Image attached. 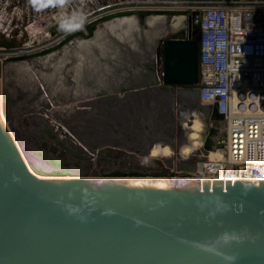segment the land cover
I'll use <instances>...</instances> for the list:
<instances>
[{
	"label": "water",
	"instance_id": "water-1",
	"mask_svg": "<svg viewBox=\"0 0 264 264\" xmlns=\"http://www.w3.org/2000/svg\"><path fill=\"white\" fill-rule=\"evenodd\" d=\"M162 49L163 81L152 100L199 109L191 87L198 80L197 38L166 37ZM9 113L0 77V264H264V178L100 172L122 170L121 160L110 159L126 154L117 142L101 143L108 146L97 152L99 170L89 171L78 137L75 143L59 124L51 130L44 112L33 118L45 136L30 142ZM73 157L87 161L79 168ZM161 157L172 164V154Z\"/></svg>",
	"mask_w": 264,
	"mask_h": 264
},
{
	"label": "built area",
	"instance_id": "built-area-1",
	"mask_svg": "<svg viewBox=\"0 0 264 264\" xmlns=\"http://www.w3.org/2000/svg\"><path fill=\"white\" fill-rule=\"evenodd\" d=\"M137 14L185 17L184 37L197 38L198 80L191 87L197 89L200 108L183 111L181 119L193 121L196 112L204 129L198 146L181 153L186 133L179 124L171 165L161 156L141 162L138 157L149 153L124 148V158H110L121 160L122 170L108 173L264 178V0H0V38L12 42L0 45V54H7L4 59L28 54V44L38 41L64 47L91 37L105 21ZM162 48L163 38L153 63L158 83L163 81ZM106 146L94 149L95 158Z\"/></svg>",
	"mask_w": 264,
	"mask_h": 264
},
{
	"label": "rangeland",
	"instance_id": "rangeland-1",
	"mask_svg": "<svg viewBox=\"0 0 264 264\" xmlns=\"http://www.w3.org/2000/svg\"><path fill=\"white\" fill-rule=\"evenodd\" d=\"M162 18L170 25L173 22L165 19H173V16L163 15ZM151 26L152 23L141 21L121 29L119 34L113 29V35H101L103 38L97 46L92 45L86 51L72 47L64 49L61 43L38 41L28 44V54H9L5 59L7 54H0V76L6 85L11 126L25 139L29 138V142L42 140V134H45L42 123L33 117L46 108L45 99L49 94L53 106L46 116V124L55 130L60 122L73 136L84 141L87 151L106 145L100 143L117 142L140 153L156 138L173 140L175 135L180 138L179 124L187 121V118L181 119L183 110L170 105L169 100L163 105L152 100V91L159 83L157 76L151 74V54L146 46L142 54L134 50L141 46L138 42L143 36L148 38L147 45L151 44L150 39L156 36L151 32ZM129 28L133 30H127ZM9 42L0 38L2 46ZM57 51L56 55H50ZM32 73L38 78L33 79ZM138 85L141 89H136ZM111 97L115 101L113 106L109 101ZM74 139L76 143L77 138ZM31 144L35 147L33 142ZM37 145V149L42 150L39 148L41 143ZM73 158L77 160L72 165L79 168L87 161V158ZM91 167H95L94 162Z\"/></svg>",
	"mask_w": 264,
	"mask_h": 264
},
{
	"label": "bare ground",
	"instance_id": "bare-ground-1",
	"mask_svg": "<svg viewBox=\"0 0 264 264\" xmlns=\"http://www.w3.org/2000/svg\"><path fill=\"white\" fill-rule=\"evenodd\" d=\"M162 17H163V15H160V14H152V16L149 15V16H145V17H144L143 14H140V15L137 14L134 17L125 16V17L113 18V19H111L109 21H105L102 24H99L95 28L94 35H92L91 37H88L87 39L78 38L77 40H73L71 43L65 45L63 48L67 49L68 47H72L73 49L75 48V49H78L80 51L81 50L86 51L87 49H91L92 45L97 46V42L101 41V39L103 38L102 37L103 34L105 35L107 33L108 35H113V32H114L113 29H117L118 31H115V34H116V32H118L117 34H119V33H121V29H126V28H128L127 26L132 25V24H138L141 21L142 22L143 21H147L149 23H152V26H151L152 28L150 30H151V32L156 34L155 40H157V42H159L162 38L174 37V36H177L179 33L184 34L186 28L188 27V23H187L185 17H183V15H180V14L174 15L173 19L165 18V19H170L171 21H173V22H171V25L168 23V20H164V22H163V18ZM168 17H171V16H168ZM127 30H131V28H129ZM132 30H133V28H132ZM170 33H173V34H170ZM146 38H147V36L146 37L143 36L141 38V41H140V37H139L138 40L140 42H138V44L142 45L144 43L143 41L146 40ZM64 49H61V50H64ZM139 49H135L134 48V50L138 51V54H142L144 49L142 48V46H139ZM61 50H58L59 53H60ZM58 51L53 53V54H50V55L54 56V55H56V53H58ZM155 53L156 52L153 53L154 54V58H155V55H157ZM46 57L47 56H45L44 58H46ZM44 61L47 62V60H44ZM1 64L3 66L4 62L2 61ZM28 64L30 65V63H28ZM31 76H33V79H35L37 77V76L35 77V75L33 73H32ZM1 79H2V77H1ZM37 87H38V83H37ZM39 89L41 90V85H40ZM29 91H31V90H29ZM33 95H35V94H33ZM101 95H103V94H101ZM48 96L49 97L47 99H45V101H46V106L45 107L46 108H43V110H42L44 112L43 116H49V112H50V108H51L50 106H53L52 99H50L51 97H50L49 94H48ZM32 100H33V98H32ZM40 109H42V108H40ZM194 116L195 117H193V121L190 120V122H188V120H187L184 124H182L183 127L185 128L184 130H185V133H186V138H185V144L181 145V150H182V151H180L181 153L182 152L183 153L184 152H190L194 147L198 146V144L200 143V138H201L200 130L204 129L203 122H202V118L200 119L199 114H197L196 112L194 113ZM57 124H59L58 126H59V128H61V130H63V131L65 130L67 132L69 131V129L67 130V128L65 126H63L60 122H58ZM70 134L73 135V133L71 131H70ZM73 137L77 138L75 136H73ZM62 138H63V136H62ZM78 139H79V137H78ZM115 139H116V137H115ZM158 140L159 139H156V140H154V141H152L150 143V144H152L154 142V144L151 146L150 153L147 154V156H145V157L144 156L138 157L139 161L146 162L151 157H155V156H157V157L158 156H165L166 157V156H169V155H171L173 153V150H172L170 144H168L167 142H164L165 140L160 141V142ZM80 144L81 145L79 147H83L86 150V152L91 153V151H87V146L85 148V146L83 145L81 140H80ZM149 145H147V146H149ZM86 152L83 151V153H86ZM95 155H96V152L92 154V157L90 155L91 158L94 157L93 160L89 161L91 164L93 162L95 164ZM96 169L97 168H95V167H91V170H89V171L96 170Z\"/></svg>",
	"mask_w": 264,
	"mask_h": 264
},
{
	"label": "flooded vegetation",
	"instance_id": "flooded-vegetation-1",
	"mask_svg": "<svg viewBox=\"0 0 264 264\" xmlns=\"http://www.w3.org/2000/svg\"><path fill=\"white\" fill-rule=\"evenodd\" d=\"M170 34H173V33H170ZM148 38H146V40H144L143 42V44L141 45L142 46V48L143 49H145L146 50V47H148V49H149V53L151 54L150 55V57H151V60H152V65H151V74L153 73L154 75H155V71H154V65H153V63H154V52H156V49H157V46H158V43L160 42H157V40H155V37H153L152 39H150V43L151 44H149V45H147V42H148V40H147ZM164 41V40H163ZM144 46H146V47H144ZM77 103V105H79L80 103H78V102H76ZM81 104H83V103H81Z\"/></svg>",
	"mask_w": 264,
	"mask_h": 264
},
{
	"label": "trees",
	"instance_id": "trees-1",
	"mask_svg": "<svg viewBox=\"0 0 264 264\" xmlns=\"http://www.w3.org/2000/svg\"><path fill=\"white\" fill-rule=\"evenodd\" d=\"M11 44H12V42L7 43V45H11Z\"/></svg>",
	"mask_w": 264,
	"mask_h": 264
}]
</instances>
